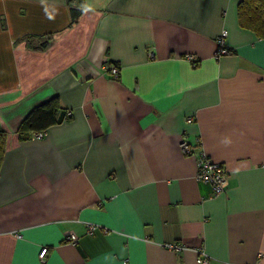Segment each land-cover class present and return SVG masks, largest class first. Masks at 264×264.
Segmentation results:
<instances>
[{"label":"crops","instance_id":"crops-1","mask_svg":"<svg viewBox=\"0 0 264 264\" xmlns=\"http://www.w3.org/2000/svg\"><path fill=\"white\" fill-rule=\"evenodd\" d=\"M239 2L0 0V264H264V31ZM53 96L59 121L19 138Z\"/></svg>","mask_w":264,"mask_h":264},{"label":"built area","instance_id":"built-area-1","mask_svg":"<svg viewBox=\"0 0 264 264\" xmlns=\"http://www.w3.org/2000/svg\"><path fill=\"white\" fill-rule=\"evenodd\" d=\"M226 35V30L223 29L217 35L216 42L217 48L215 54L217 56L221 54H225L229 52V49L225 46L224 37ZM149 56L152 57V51H149ZM188 58L193 60L195 59L194 55H188ZM103 69L107 71L111 76L116 77L118 74L119 66L114 62H105L103 63ZM69 113V111L67 112ZM192 118L187 117V121H190ZM46 135V130H38L33 132V136L35 138H41ZM181 148L183 151H189V144L188 141L185 139H181L180 142ZM197 167L195 176L197 179L209 182L213 188L214 194H219L224 191L226 186V170L224 167L212 159L204 152L201 151L197 157ZM85 231L86 233H92L97 229H104L102 225L95 223V222H84ZM79 236L72 231H67L63 235V239L69 241L71 243H75L78 240ZM168 248L173 250H178L183 248V245L179 243H166L165 244ZM46 246H42L38 252V258L40 261H44L46 258ZM200 255L197 256L196 260L200 264H207V257L202 249H197Z\"/></svg>","mask_w":264,"mask_h":264},{"label":"trees","instance_id":"trees-1","mask_svg":"<svg viewBox=\"0 0 264 264\" xmlns=\"http://www.w3.org/2000/svg\"><path fill=\"white\" fill-rule=\"evenodd\" d=\"M264 0H240L238 4L239 21L255 30L264 31ZM264 34V32H262ZM57 97L53 96L46 102L34 106L21 120L17 127L19 138L30 137L31 132L44 130L49 124L58 122ZM5 148V133L0 130V163Z\"/></svg>","mask_w":264,"mask_h":264}]
</instances>
